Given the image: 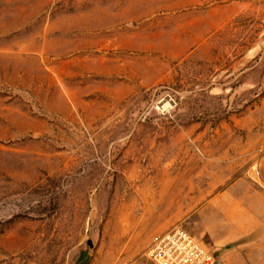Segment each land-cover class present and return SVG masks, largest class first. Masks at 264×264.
Returning <instances> with one entry per match:
<instances>
[{"label": "rangeland", "instance_id": "obj_1", "mask_svg": "<svg viewBox=\"0 0 264 264\" xmlns=\"http://www.w3.org/2000/svg\"><path fill=\"white\" fill-rule=\"evenodd\" d=\"M229 191L201 243L264 264V0H0V264H153Z\"/></svg>", "mask_w": 264, "mask_h": 264}, {"label": "built area", "instance_id": "obj_2", "mask_svg": "<svg viewBox=\"0 0 264 264\" xmlns=\"http://www.w3.org/2000/svg\"><path fill=\"white\" fill-rule=\"evenodd\" d=\"M147 254L153 264H216L214 253L181 226L156 239Z\"/></svg>", "mask_w": 264, "mask_h": 264}, {"label": "crops", "instance_id": "obj_3", "mask_svg": "<svg viewBox=\"0 0 264 264\" xmlns=\"http://www.w3.org/2000/svg\"><path fill=\"white\" fill-rule=\"evenodd\" d=\"M205 210H209V212H216L215 214L217 215V218L221 219L220 235L216 236L211 241L208 239H204L201 235H199V241L203 242L211 249H222L231 243H239L242 239H244V237L251 234L257 228L256 221L246 222V224H241L237 221L242 210L240 209L237 199L232 197L230 191L228 192V194L226 192V194L224 195L210 199L207 202L206 206L203 208V211ZM234 220L235 222H238L235 224L238 231L233 228ZM252 245L253 244L251 243H243L236 247V249H234L230 254V257H232L233 259L232 261L228 262V264H240L237 262L236 258L241 255L242 250L246 249V247H252Z\"/></svg>", "mask_w": 264, "mask_h": 264}, {"label": "bare ground", "instance_id": "obj_4", "mask_svg": "<svg viewBox=\"0 0 264 264\" xmlns=\"http://www.w3.org/2000/svg\"><path fill=\"white\" fill-rule=\"evenodd\" d=\"M160 104H162V105L160 106V108L165 110V109H167L168 106L170 105V100H167V99H166V101H164V103L161 102Z\"/></svg>", "mask_w": 264, "mask_h": 264}]
</instances>
